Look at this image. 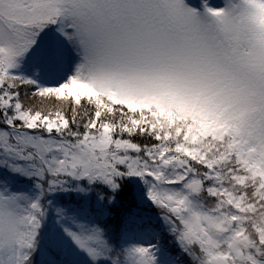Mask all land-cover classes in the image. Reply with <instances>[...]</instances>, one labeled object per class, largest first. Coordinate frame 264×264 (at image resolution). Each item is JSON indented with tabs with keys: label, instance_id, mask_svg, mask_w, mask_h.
<instances>
[{
	"label": "snow or ice",
	"instance_id": "obj_1",
	"mask_svg": "<svg viewBox=\"0 0 264 264\" xmlns=\"http://www.w3.org/2000/svg\"><path fill=\"white\" fill-rule=\"evenodd\" d=\"M0 264H264V0H0Z\"/></svg>",
	"mask_w": 264,
	"mask_h": 264
}]
</instances>
